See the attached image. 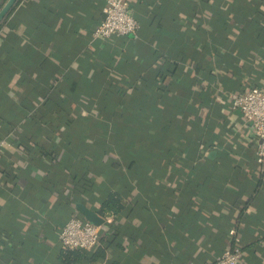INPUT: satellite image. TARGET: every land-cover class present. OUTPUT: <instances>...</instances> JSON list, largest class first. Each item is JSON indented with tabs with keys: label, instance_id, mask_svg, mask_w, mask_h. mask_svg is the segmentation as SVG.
Here are the masks:
<instances>
[{
	"label": "crops",
	"instance_id": "crops-1",
	"mask_svg": "<svg viewBox=\"0 0 264 264\" xmlns=\"http://www.w3.org/2000/svg\"><path fill=\"white\" fill-rule=\"evenodd\" d=\"M105 3L18 0L0 23V264H67L58 233L69 214L85 217L79 202L105 217V255L71 264H203L232 245V227L243 240L238 264H264L259 140L230 104L233 92L264 88V0H133L135 33L93 37ZM119 88L110 114L104 99ZM146 94L175 130L164 154L125 167L115 133L99 164L79 160L84 178L53 186L55 165L76 150L59 113L118 121ZM113 188L125 208L103 214Z\"/></svg>",
	"mask_w": 264,
	"mask_h": 264
},
{
	"label": "trees",
	"instance_id": "trees-1",
	"mask_svg": "<svg viewBox=\"0 0 264 264\" xmlns=\"http://www.w3.org/2000/svg\"><path fill=\"white\" fill-rule=\"evenodd\" d=\"M3 4L4 2L0 3V8ZM71 85L68 84L67 86L63 87V91L66 93L65 98L72 96V90L70 88ZM123 92V89L119 88L116 93L120 97L118 96L115 99V97H113L114 95H108L107 98L104 99V106L108 109L107 111H109L110 114L115 113V103L119 105L121 104L119 98L122 97L121 95H124ZM151 97L152 95L150 94L143 95L141 97L143 100L141 102L142 107L139 110L133 111L129 114L120 112L118 119L116 118L118 121H113L110 119L93 122L94 119L92 118H70L69 115L59 113V115H57V119L59 118L58 120L64 121L71 127L68 132V139H72V142L73 140L76 141V144L74 145L76 150H73V157H71L69 150H65V153L61 156L60 161H58L55 165L54 175L56 178L53 181V186L62 182L65 175L67 174H70V176L75 179L84 178V176L77 173V169H79L81 164L79 160H82L84 166H88L90 161L85 156L90 154L96 160L95 162L99 164L103 155L108 151L109 148L112 147V142H108L107 140L111 141L113 134L115 133L118 135L116 143L118 145L116 146L123 148L121 161H123V165H125V167L135 166L136 163L139 165L145 164V156L148 154H164L168 150L167 142L173 138V133L175 130L172 127L169 128L163 125V120L167 118L166 112L162 111L161 109H155L153 106L146 107L147 101H150ZM152 100L153 99H151V101ZM96 129H98L99 134L106 139L105 145L103 146L98 147L96 146L95 141L93 143L90 140L93 131ZM136 131L141 133L139 134ZM44 149L46 151V148ZM46 153L48 156L50 154L49 150H47ZM43 156L46 155L43 154ZM44 160L45 159H43L42 164H44ZM118 162L117 160L112 161L110 163V168L114 172H117L118 175H121L118 176L119 180L124 181L125 176L119 171L121 167ZM124 208L125 201L123 199V192L113 188L108 190L106 195L102 198L99 211L103 214H118ZM86 255H92L93 258L98 259L104 257L105 251L102 247L97 246L91 250L82 248H69L65 246V248L61 251L62 259L67 264L76 262ZM110 264L123 263L114 260Z\"/></svg>",
	"mask_w": 264,
	"mask_h": 264
},
{
	"label": "built area",
	"instance_id": "built-area-1",
	"mask_svg": "<svg viewBox=\"0 0 264 264\" xmlns=\"http://www.w3.org/2000/svg\"><path fill=\"white\" fill-rule=\"evenodd\" d=\"M139 27L134 14L133 0H106L104 17L92 31L93 37L110 38L114 35H130ZM232 107H240L251 121L259 140L257 161L264 165V88L252 86L244 92L230 95ZM102 225L72 213L58 233L61 243L69 248L94 249L100 242ZM232 245L226 247L213 260L203 264H238L244 257L243 240L236 227L230 229Z\"/></svg>",
	"mask_w": 264,
	"mask_h": 264
},
{
	"label": "water",
	"instance_id": "water-1",
	"mask_svg": "<svg viewBox=\"0 0 264 264\" xmlns=\"http://www.w3.org/2000/svg\"><path fill=\"white\" fill-rule=\"evenodd\" d=\"M18 0H6L0 8V23L3 21L5 16L11 11L13 6ZM79 211L85 216V218L96 224H103L105 222V217L101 216L96 210L88 207L84 203H77Z\"/></svg>",
	"mask_w": 264,
	"mask_h": 264
}]
</instances>
